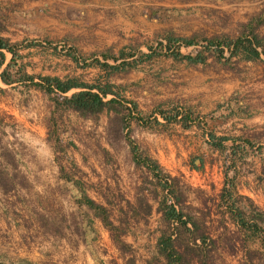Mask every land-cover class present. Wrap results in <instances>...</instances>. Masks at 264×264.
Segmentation results:
<instances>
[{
	"label": "crops",
	"instance_id": "obj_1",
	"mask_svg": "<svg viewBox=\"0 0 264 264\" xmlns=\"http://www.w3.org/2000/svg\"><path fill=\"white\" fill-rule=\"evenodd\" d=\"M112 1L0 0V38L11 44L23 45L20 53L24 54L28 62L35 59L40 44L47 49L46 43H65L70 49L61 57L65 63L74 65L73 68L78 70L79 54L98 58L110 48L120 50L124 47L121 38L124 31L130 36L132 24L129 19V2L126 3L125 16V0L120 5ZM137 19L138 23L144 24L140 16ZM6 57L9 61L11 54L6 53ZM98 59L103 61L100 57ZM106 62L110 64L109 60ZM26 74L38 75L36 69L31 68H27ZM193 85L192 88L171 89L164 99H156L154 102L145 100L143 96L146 92L139 91L138 97L132 93L125 104L131 112L125 133L129 132V138H154V143L148 145V151L151 154L167 155L169 169H163L161 163L153 162L154 165L174 177L175 174L178 176L180 172L183 173L184 177L181 178L186 180L190 192L185 193L182 182L179 183L173 177L172 195L167 196L166 191L157 183L153 167L136 164V148H133L130 168L133 174L139 176L141 173V178L135 174L133 180L131 175L129 183L135 187L123 199L124 203L129 202L135 213L129 217L133 227L122 236L130 249L124 253L112 242L110 232L97 219H94L96 229H92V233L82 229V223L79 224L80 229L73 228L65 219L62 229H49L41 225L35 220L34 214L36 208L41 209L39 201L33 196L19 197L18 200L4 197L0 180V229L2 234L9 236L16 251L17 258L13 263L243 264L246 250L258 242L263 246L264 241L260 240L257 229H261V222H264V140L254 145L255 142L247 134L264 131V108L243 103L234 105L229 101L222 105L223 99L219 98L218 92L194 88ZM22 88L17 84L4 85L0 81V115L4 112L14 116L20 126V131L15 135L5 128L0 132V171H8V176H11V171H20L27 185L33 186L38 180V186L48 193L51 186L68 185V181H75L76 178H63L61 171L67 168L58 167L52 160V149L44 137V114L36 115L33 104L24 102L37 89L30 87L24 95ZM193 92H201L204 98L194 100L189 97ZM231 108H234L232 113ZM106 114L109 118L113 116L112 112ZM175 115L177 121L168 120ZM199 121L203 126L201 128L195 125ZM5 123H8V119L3 120V126ZM152 123L153 133L150 130ZM4 127L8 128V125ZM200 133L209 144V154L213 156H221L226 147L225 142L221 147L212 144L209 135L234 139V146L243 144L242 151L246 152L243 162L235 161L229 167L238 173L232 184V197L237 198L240 204L238 212L232 205L230 211L227 207V161L211 162L209 158L203 165V172L191 170L187 164L190 154L195 152L194 137ZM129 143L132 144V141ZM10 155L13 162L7 160ZM24 155L26 160L20 161L19 157ZM35 155L37 162L34 161ZM36 175L39 177L37 180ZM20 190L28 193L24 188ZM93 191L92 200L97 203L100 200V204L109 210L113 208L110 204L112 199L106 197L105 200L98 196L97 191ZM79 192L83 191L75 189L73 195L56 193L55 196L58 200L68 198L69 212L77 215L84 208L76 202ZM196 193L201 194V198H196ZM140 200L144 201L148 211L138 213ZM171 206L186 219V224L175 230L176 234L168 228L164 217V209ZM126 207L117 206L116 210L125 211ZM228 228H232L228 232L230 236Z\"/></svg>",
	"mask_w": 264,
	"mask_h": 264
},
{
	"label": "rangeland",
	"instance_id": "obj_2",
	"mask_svg": "<svg viewBox=\"0 0 264 264\" xmlns=\"http://www.w3.org/2000/svg\"><path fill=\"white\" fill-rule=\"evenodd\" d=\"M121 1L114 0L112 2L115 5H120ZM127 2H129V19L132 24L130 36L128 37L127 31H124L121 36L125 43L124 47L120 50L110 48L105 54L107 57H119L120 53L124 51L125 53H134L135 58L139 59L141 54L150 53V48H159V53H165L166 38L173 37L193 41L195 45L189 47H184L180 42L177 43L181 53L192 56L202 53L206 57L205 62L191 65L184 60L159 56L150 61L139 62L135 69L112 72L101 68L94 62L99 57L104 62L102 56L104 53H101L98 58L83 57L79 54L76 67L78 70H75L74 65L65 63L61 57L65 55L66 50L70 49L67 44L53 42L45 44L47 49H44L43 44H40V49H37L35 59L31 62H28L26 57L24 58L25 73L27 68H31L36 69L38 73L37 76L34 75L35 77L50 76L62 80L76 79L80 83L110 84L117 94V99L120 100L121 97V100L126 103L132 93L138 97L139 91L140 93L146 92L143 96L145 100L154 102L156 99H164L165 94L171 89L192 88L191 85L194 84V88H205L211 92H218L219 98L223 99L222 105L229 101L234 104L243 103L249 106L254 105L259 109L264 108V54L261 55V60L248 61L241 56H230V51L227 48L224 49L223 54L219 52V49L217 50L216 46H213L210 51L205 48L208 40H215L222 44L238 39L245 40L252 37L253 34L262 41L263 47L259 50L264 51V0H125V16ZM138 16L142 18L144 24L138 23ZM20 46L24 48L23 45ZM23 48H20L19 51ZM108 60L109 65H116L120 62V60L117 62L112 59ZM87 65L93 67H87ZM65 72L67 74H64ZM25 85L28 86V84L21 85L24 95L30 89ZM35 91L28 97L24 96V98L26 97L24 102L33 104L36 115L44 114V125H46L44 137L52 149V160L58 167L67 168L61 171L63 178L67 180L76 178L77 182L72 179L73 181H68V185L51 186L48 194L42 191L43 187L38 186L40 184L37 180L38 175L35 176L38 183L35 182V186H30L26 184L27 180L23 175H20V171H11V176L7 175L8 171H0L1 189L4 191V197L18 200L19 197L31 198L33 196L39 201L41 208L40 210L36 208L34 211L35 220L41 225L48 226L49 229H62L63 219L67 220L75 229H80V223L84 229L89 220L93 229H96L94 221L101 220L95 216L94 211L84 207L77 212V215H73V212H69L70 201L68 198L58 200L55 196L56 193L66 196L72 193L73 195L75 189L77 191L81 189L84 194L93 198V190H95L99 197H109L113 200V202L111 201V207L113 206L111 220L126 232L130 231L133 223L130 225L129 217L131 214H135L134 211L127 206L126 210L121 213L116 210L118 209L116 207L126 206L123 199L135 187L129 183L133 174L130 168L131 151L136 148L138 155L147 156L153 162L161 163L163 169L168 170L167 155L151 154L148 151V145L154 143V138L146 136L129 138V132L125 133L126 129L122 132L121 137L113 133L112 128L120 126L115 122L118 117L113 112V123H110L106 112L95 119H84L72 111L56 110L52 97L40 90ZM189 97L194 100L204 98L201 92H193ZM0 117V132L3 131V128L8 129L12 135L20 131V126L15 122L14 116L3 112ZM5 119H8V123H5L4 126L8 125V128L3 126ZM200 123V121L196 122L195 125L201 128L203 126ZM115 124L117 125L115 126ZM151 126L150 130L153 133L154 124L152 123ZM263 135L264 131H255L248 133L247 137L255 142V145L264 140ZM130 140L132 144L129 143ZM206 142L202 133L195 135V152L190 154L187 164L191 170L203 172V165L208 162L209 158L211 162L227 161L228 187L225 190V196L229 203L227 207L230 211V205H232L233 209L238 212L239 200L232 197L234 191L232 184L238 173L230 170L229 167L234 165L235 161L243 162L246 155V152L242 151L241 145L243 144L234 146L232 141L225 142L226 150H223L221 156L220 154L213 156L209 154L207 148L209 144ZM25 158L24 155L19 157V160H26ZM7 160L14 161L11 155L7 157ZM34 161H38L36 155ZM160 171L171 186L170 192L166 191L165 193L167 196H171L174 176ZM135 174L132 175L133 180ZM139 176L140 179L141 173ZM181 177L184 175L180 172L178 176L175 174L174 178L178 179L179 183L182 182V189L185 193L190 192L186 180ZM20 185L28 193L21 192ZM31 191L34 193L31 194ZM200 196L201 194H195L196 198H201ZM98 202L101 203L100 200ZM65 205L67 214H64ZM144 208L143 205H140L138 213H144ZM122 219L126 221L125 224L120 223ZM261 224L263 226H260L261 230H257V232L263 242L264 229L262 227H264V222ZM179 227L180 225H174V229ZM230 229L232 230V228ZM230 229L228 228L227 233ZM228 235L230 236L229 233ZM261 246L258 242L256 246H252L248 250H260L264 253V246ZM245 254L243 264H246ZM16 258V251L9 236L2 234L0 229V264H14L13 261ZM16 263L24 264L20 261Z\"/></svg>",
	"mask_w": 264,
	"mask_h": 264
},
{
	"label": "trees",
	"instance_id": "obj_3",
	"mask_svg": "<svg viewBox=\"0 0 264 264\" xmlns=\"http://www.w3.org/2000/svg\"><path fill=\"white\" fill-rule=\"evenodd\" d=\"M251 36L252 37L246 38L245 40L238 39L236 41L222 44H219V42H216L215 40H208L205 48L210 51L213 46H216L217 50L219 49L221 54H223L224 49L227 48L230 51V56L232 57L241 56L243 59L248 61L261 60V55L264 54V51H262V53L259 50V48L263 47L262 41L253 34ZM166 41L167 47L165 53H159V48H150V53L141 54L139 59H136L134 53H125L122 51L119 57H107V55L104 54L102 55L104 62H101L98 59L94 62L101 68L111 70L112 72L135 69L139 62L150 61L154 57L159 56H167L174 60H184L191 65L205 62L206 57L202 55V53H198L196 56L184 55L181 53L180 47L177 43L180 42L184 47H189L195 45L193 41L173 37H167ZM160 46H162V44H160ZM20 48L23 47L17 44H11L9 41L0 38V81L4 85L28 84V86H25L29 88L33 87L52 97L56 110H62L64 112L72 111L84 119H95L105 112H113L118 117L115 122L120 124V126H116L117 124H115L116 127H114L115 129L112 128V132L121 137L122 132L128 127V119H130L131 112L128 107L125 106L126 102L121 100L120 96V100L117 99V94L113 91V86L110 84L102 85L99 83H80L76 79L61 80L58 77H35L28 75L25 73V64L23 63L24 55L20 53ZM6 53L11 54L9 61H7ZM108 59H112L114 62L120 60V62L116 65H109L106 62ZM110 96L111 98H109ZM231 103L234 104L233 102ZM232 112H234V108H231V113ZM168 120L177 121V116L175 115L173 119ZM111 122L113 123L112 118H110V123ZM183 124L185 126V122ZM209 140L212 144L218 147H221L222 143L228 141L235 143L234 139L228 137H216L214 135H209ZM134 152L136 154V164H142L148 168L153 167L158 185L164 191L170 192L171 186L166 177L160 171L159 167L154 165L150 158L138 155L136 150H134ZM103 198L106 200L105 197ZM76 202L78 205L87 207L89 210L95 212V216L102 221L104 227L110 232L112 242L120 251L125 253L130 250L128 245L122 239V236L126 234V230L115 225V223L111 220V209L109 210L105 205L92 200L83 192H79ZM126 205L131 207L129 202H126ZM140 205H143L145 207L144 210L148 211L143 200H140ZM120 212L123 213V210L120 209ZM164 217L168 223V228L174 234H176L174 224H186L184 215L180 211L176 210L174 206L164 209ZM125 222L126 221L123 219L120 220L121 224H125ZM84 229H87L89 233L93 232L91 221L88 220L86 222ZM169 243L170 241H168V245ZM245 257L246 264H264L263 251L247 250Z\"/></svg>",
	"mask_w": 264,
	"mask_h": 264
},
{
	"label": "built area",
	"instance_id": "obj_4",
	"mask_svg": "<svg viewBox=\"0 0 264 264\" xmlns=\"http://www.w3.org/2000/svg\"><path fill=\"white\" fill-rule=\"evenodd\" d=\"M175 225V224H174Z\"/></svg>",
	"mask_w": 264,
	"mask_h": 264
}]
</instances>
